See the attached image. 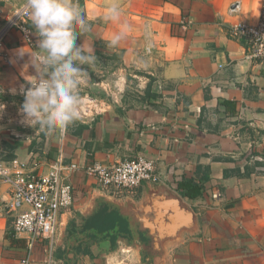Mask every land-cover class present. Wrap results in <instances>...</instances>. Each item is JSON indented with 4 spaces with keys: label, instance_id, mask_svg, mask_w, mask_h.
Instances as JSON below:
<instances>
[{
    "label": "crops",
    "instance_id": "crops-1",
    "mask_svg": "<svg viewBox=\"0 0 264 264\" xmlns=\"http://www.w3.org/2000/svg\"><path fill=\"white\" fill-rule=\"evenodd\" d=\"M25 1L0 0V27ZM78 2L89 30L77 44L95 56L82 66L87 76L79 88L101 98L102 111L92 117L65 129L27 124L21 88L36 75L29 61L39 37L30 24L33 46L15 31L0 44V164L33 174L76 165L62 171L74 189L57 231L70 235L66 260L264 264V61L247 57L230 33L237 24L256 23L264 0ZM112 4L121 10L119 23L103 20ZM120 23L130 30L112 47ZM138 155L155 161L158 179L130 192L103 188L83 171L92 160L108 164ZM182 178L201 185L202 194L184 195L177 187ZM8 200L0 178V264L25 258L40 264L37 247L45 242L27 247L25 235L13 229L15 212L4 208ZM104 209L118 211L129 233L112 242L91 237L85 221Z\"/></svg>",
    "mask_w": 264,
    "mask_h": 264
},
{
    "label": "built area",
    "instance_id": "built-area-1",
    "mask_svg": "<svg viewBox=\"0 0 264 264\" xmlns=\"http://www.w3.org/2000/svg\"><path fill=\"white\" fill-rule=\"evenodd\" d=\"M25 4L26 1L14 8L0 27V44L8 33L15 31L27 45H34L33 30ZM230 33L243 42L247 57L264 61V10L256 23L237 24L231 28ZM77 111L78 118L86 119L102 109L96 100L82 96ZM17 168L15 163L12 167L0 164V178L9 187V200L5 202L4 208L8 212H15L13 229L16 234L25 235L29 249L37 243L45 242V247L51 252L59 217L73 206L74 201L73 186L62 171L73 170L76 165L70 164L67 167L58 163L46 174L25 173ZM83 171L98 185L113 189L116 193L130 192L143 182L158 179L155 161L144 155L108 164L92 160L83 167ZM213 197L218 198L219 194L214 193ZM20 264H29V258H25Z\"/></svg>",
    "mask_w": 264,
    "mask_h": 264
},
{
    "label": "clouds",
    "instance_id": "clouds-1",
    "mask_svg": "<svg viewBox=\"0 0 264 264\" xmlns=\"http://www.w3.org/2000/svg\"><path fill=\"white\" fill-rule=\"evenodd\" d=\"M25 8L39 40L29 61L36 75L25 78L30 87L21 88L24 95L21 111L30 126L65 129L78 118V88L87 76L82 66L95 60L91 48L77 44L89 25L78 0H26ZM120 17L118 5L105 8L106 23H119ZM129 30L127 23H120L109 45L118 46ZM24 53L19 50L20 57Z\"/></svg>",
    "mask_w": 264,
    "mask_h": 264
},
{
    "label": "trees",
    "instance_id": "trees-1",
    "mask_svg": "<svg viewBox=\"0 0 264 264\" xmlns=\"http://www.w3.org/2000/svg\"><path fill=\"white\" fill-rule=\"evenodd\" d=\"M177 187L181 192L190 197L195 198L202 194V187L191 179L182 178L177 181ZM85 228L90 230L89 235L102 234L110 238L111 242L115 240L118 235L128 234L127 220L116 210H103L97 215L85 221ZM80 248V247H79ZM78 248V250H79Z\"/></svg>",
    "mask_w": 264,
    "mask_h": 264
},
{
    "label": "rangeland",
    "instance_id": "rangeland-1",
    "mask_svg": "<svg viewBox=\"0 0 264 264\" xmlns=\"http://www.w3.org/2000/svg\"><path fill=\"white\" fill-rule=\"evenodd\" d=\"M78 94L79 97H85L86 92L82 91L80 88H78ZM88 98H92L96 100L97 102L101 100V98L96 97V96H91L88 94ZM19 116V114H18ZM70 236V235H69ZM69 236H68V231L62 230L59 231L57 236H56V242L54 245V248L51 252H49L48 249H46L42 244L39 245L37 248L39 255L41 257V263L40 264H71L70 261L66 260V250H67V245L69 243ZM52 254L49 258V255ZM44 257H47V262H44ZM51 261V263H50Z\"/></svg>",
    "mask_w": 264,
    "mask_h": 264
}]
</instances>
